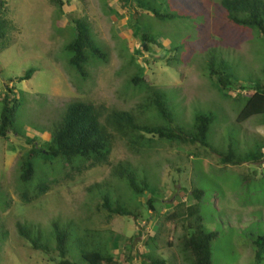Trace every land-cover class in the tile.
<instances>
[{"label":"rangeland","instance_id":"rangeland-1","mask_svg":"<svg viewBox=\"0 0 264 264\" xmlns=\"http://www.w3.org/2000/svg\"><path fill=\"white\" fill-rule=\"evenodd\" d=\"M220 1L149 0L153 10L170 16L159 19L134 1L62 0L60 10L48 0H0V16L6 22L0 31V112L7 88L19 106L13 124L17 134L0 139V264H56L50 260H60L53 223L68 234L66 260L72 264H86L80 249L95 248L117 264H145L148 255L166 264H188L180 247L186 223L167 228L165 217L180 211L178 203L184 205V214L195 206V189L203 192L200 224L217 233L211 243L212 263L264 264V245H255L264 237V159L231 166L221 164L218 156L228 144L241 157L257 149L264 152V116L236 122L244 98L253 93L241 87L264 85V34L229 22ZM82 18L106 55L84 63L85 77L68 65L66 50L75 35L73 19ZM137 29L156 40L157 47L145 51L140 35L134 34ZM210 62L215 68L222 62L236 79L231 90L221 92L209 78ZM27 71H32L30 77L20 81ZM142 74L146 84L134 86L132 79ZM150 87L165 97L174 124L183 130H191L197 114L213 117L209 148L155 139L134 145L135 138L110 127L114 142L107 164L77 174L68 165L45 167L38 159L33 182H20V163L30 148L26 138H35L41 147L68 104L104 107L102 124L110 112L126 111L138 123L154 126L159 119L150 109ZM124 161L148 178L153 210L146 196L130 191L127 179L112 175ZM42 182H48V189L37 195ZM98 184L102 186L95 196L88 188ZM105 189L111 204L119 202L133 217L98 211ZM34 195L38 197L31 198ZM18 225L39 234L50 253L34 249Z\"/></svg>","mask_w":264,"mask_h":264},{"label":"trees","instance_id":"trees-1","mask_svg":"<svg viewBox=\"0 0 264 264\" xmlns=\"http://www.w3.org/2000/svg\"><path fill=\"white\" fill-rule=\"evenodd\" d=\"M51 4L56 5L60 10L63 7L62 0H48ZM120 3L129 4L135 2L140 9L146 10L152 13V16L164 19L170 17L169 14H160L157 10H153L149 5V0H118ZM220 6L225 11L227 20L236 26L242 28H248L251 30L259 31L264 34V0H221ZM86 19V18H85ZM84 18L73 19V25L75 27V35L73 40L66 46V50L69 51L70 57L68 59V65L72 67L78 74L85 77L86 71L84 70V63L89 59H105V54L99 47V45L91 38L89 24ZM6 26L5 20L0 16V31ZM135 36L140 35V41L143 49L148 51L149 46H156V40L145 32L139 33L137 29L134 32ZM4 36V33L0 35V38ZM157 47V46H156ZM134 53H139L138 50H134ZM208 75L218 90L225 92L230 87L236 85V79L228 74L225 70V65L221 62L219 68L214 67V63H209ZM32 71H27L23 77L19 80H27ZM142 73V72H141ZM264 78V69H263ZM225 80V81H224ZM134 86L145 85V77L142 75L136 76L132 79ZM242 90H251L253 93L244 98L243 105L238 112L236 122L241 123L252 116H264V85L255 86H242ZM151 107L155 114L154 116L159 119L154 126L138 123L137 119L130 112L126 111H112L107 117V124H102L100 118L104 107L85 102H73L68 104L59 122H56L49 130V139L41 145L36 147V139L26 138V143L30 148L26 151L21 163H20V182L28 183L33 182L35 170V161L41 159L42 164L46 167V163L49 165H68L71 170L77 174L95 168L97 166L105 165L108 163L109 156L112 150V144L114 142V136L110 131V127L115 129L120 134L135 138L131 142L134 145H139L142 141L149 142L153 139L168 144H197L202 148H209L207 135L211 130L213 123V117L209 114H197L193 118V125L191 130H183L179 125H175L169 104L165 97L157 90H151ZM8 94L4 95L1 102L0 112V139L7 141L11 133H15L13 124L16 119L18 111V99L16 97L10 98L11 94H14L9 88H7ZM226 93V92H225ZM238 99L241 95H236ZM203 120V121H202ZM145 135L148 138H144ZM129 137V138H130ZM136 143V144H135ZM135 147V146H134ZM133 148V147H132ZM136 149V148H135ZM220 162L223 165L239 166L246 162L258 163L264 159V152L261 149L256 151H250L244 156H238L234 150L232 144H228L224 152L219 155ZM63 167V166H62ZM61 167V168H62ZM183 172V170H179ZM112 175L116 178L127 179L128 188L137 197H145V203L150 210H153V204L155 198L150 194V184H148L147 177L142 176L135 167H133L127 161L119 162L113 168ZM47 179V176H46ZM138 179H142L139 181ZM48 180V179H47ZM48 183V182H47ZM47 183L42 182L37 186V195L45 193ZM102 185H94L89 187L95 196V191ZM94 188V189H93ZM186 191V189H183ZM197 194V195H196ZM140 195V196H139ZM192 199L196 201L195 206L189 207L187 212L182 213L180 208L184 205L178 203L176 209L177 214H171L165 217L167 228L169 224H177L180 222L182 227L186 223V233L180 240L181 252L185 256L188 264H213L212 263V241L217 236L216 232H207L200 224L201 218L198 215V210L202 204L203 192L195 189L192 193ZM22 199L27 201L26 194L23 193ZM38 196L31 198L35 199ZM98 198V197H97ZM99 204L97 205L98 211L104 210L108 216L116 215L122 217H133V214L119 204V202H113L111 204V198L105 189L100 194ZM134 219H137L135 216ZM53 240L55 243V249L58 251V257L60 260L50 259L56 264H72L66 260L68 252L67 242L69 240L68 234L61 232L58 223H53ZM19 234L25 239L31 242L32 246L36 250H40L46 253H50V247L41 244L40 235L36 234L28 227L18 225ZM261 239V244L257 241L255 245H264V237ZM153 240V238L151 239ZM116 245H114L115 247ZM81 260L86 264H117L115 258L110 254L103 252L99 248L93 250L80 249ZM147 260L145 264H166L164 259L156 257L146 256ZM255 258L260 260L259 252H256ZM144 264V263H143Z\"/></svg>","mask_w":264,"mask_h":264},{"label":"bare ground","instance_id":"bare-ground-1","mask_svg":"<svg viewBox=\"0 0 264 264\" xmlns=\"http://www.w3.org/2000/svg\"><path fill=\"white\" fill-rule=\"evenodd\" d=\"M225 81V80H224ZM229 107V106H228ZM203 121V120H202ZM165 184V183H164ZM197 195V194H196ZM140 196V195H139Z\"/></svg>","mask_w":264,"mask_h":264}]
</instances>
